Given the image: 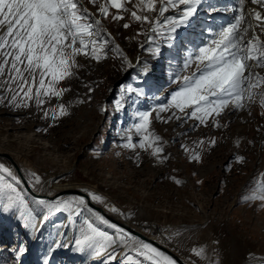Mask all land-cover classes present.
<instances>
[{"label":"rangeland","instance_id":"374dc122","mask_svg":"<svg viewBox=\"0 0 264 264\" xmlns=\"http://www.w3.org/2000/svg\"><path fill=\"white\" fill-rule=\"evenodd\" d=\"M212 3L0 0V152L188 264H264V16ZM90 210L0 156V264H176Z\"/></svg>","mask_w":264,"mask_h":264},{"label":"water","instance_id":"95a60500","mask_svg":"<svg viewBox=\"0 0 264 264\" xmlns=\"http://www.w3.org/2000/svg\"><path fill=\"white\" fill-rule=\"evenodd\" d=\"M127 79H128V73L123 78H121L116 83V85L122 84ZM0 156L6 157L7 159H9L11 161L14 169L16 170L17 174L19 175V177H20V179L22 181L23 188L32 197L42 198V199H46V200H50V201L56 200L57 197H59V196H65V195H69V194L70 195H76L78 197H83L84 199H86V204H87L88 207H90L91 209H94L95 211L99 212L109 222L113 223L114 225L118 226L121 229H124L125 231L129 232L133 236H136L139 239H141V240H143V241H145L147 243H150L151 245H153L154 247H156L157 249L161 250L163 253H165L169 257H171L175 261L176 264H188L186 262V260L184 259V257H182L180 254H178V252H175L173 249L169 248L168 246H165V245L161 244L160 242L156 241V239L148 237L147 235H145V234L139 232L138 230H136L135 228H133L131 226H128L125 223H123V222L119 221L118 219H115L114 217L109 215L101 207H99L98 205L94 204L90 200L87 192H84V191H82L80 189H76V190H72V191H62L61 193H58L56 195H47V194L46 195H42V194L37 193L28 184V182L26 180V177H24V173L22 172V170H21L20 166L18 165V163L12 158V156L9 155L8 153H1V152H0Z\"/></svg>","mask_w":264,"mask_h":264},{"label":"bare ground","instance_id":"6f19581e","mask_svg":"<svg viewBox=\"0 0 264 264\" xmlns=\"http://www.w3.org/2000/svg\"><path fill=\"white\" fill-rule=\"evenodd\" d=\"M245 2H246V0H245ZM246 4H247V7L253 12V13H257L258 14V16L259 17H263L264 16V6L261 4V3H259V2H257L256 0H247V2H246ZM256 18V17H255ZM148 76L151 78V76H153L152 75V73L150 72L149 74H148ZM149 78V79H150ZM239 129H241V126H239ZM2 153L4 152V151H1ZM2 157V156H1ZM17 159V158H16ZM9 160V159H8ZM18 160V159H17ZM10 161V160H9ZM11 162V161H10ZM12 164V163H11ZM28 182V181H27ZM28 184L31 186V184L28 182ZM75 186V185H74ZM31 188L34 190V188L31 186ZM46 188H48V187H46ZM61 189V190H60ZM77 189V187H72L71 185H68V184H66V185H58L57 187H56V189L55 190H52V191H47V192H43V191H39V190H34V191H36L37 193L39 192V194H41V193H43L42 195H46V194H44V193H48L47 195H56V194H58V193H61L62 191H72V190H76ZM87 194H88V196H89V198H90V200L94 203V204H96V205H98L99 206V204L98 203H96V201H94L93 199H94V197H93V194L90 192H87ZM77 197V199H81L82 201H84L85 203H86V199H84L83 197H78V196H76V195H65V196H59V197H57V199L56 200H54V201H50V200H46V199H42V198H36V197H34L36 200H39V201H44L45 203H46V205H47V209H50L51 208V206H53V205H55V204H57L61 199H64V198H66V197ZM99 207H101V206H99ZM104 211H106L109 215H111L112 217H114L115 219H118L119 221H121V222H123V223H125L126 225H128V226H131V227H133V228H135L136 230H138L139 232H141V233H143V234H145V235H147L146 233H155L156 231H157V226L155 225V224H152V223H148V224H146L143 228H138V227H136V226H133V225H130L129 223H127V222H124V221H122L118 216H117V214L116 213H118V209H117V206H112V207H101ZM91 208L89 207V210H90ZM92 210H94V209H92ZM91 211V210H90ZM95 211V210H94ZM92 213H94V212H92ZM99 213V212H98ZM43 225V223H41L40 224V228H41V226ZM146 232V233H145ZM148 237H150L149 235H147ZM136 239H138V241L137 242H140L141 244H143L144 245V242L145 241H143V240H141V239H139L138 237H136V236H134ZM152 238V237H151ZM154 239V238H153ZM143 241V242H142ZM156 241H158V242H160L161 244H163V245H165V246H167V244L164 242V240H156ZM145 243H147V242H145ZM243 264H249V262H244Z\"/></svg>","mask_w":264,"mask_h":264}]
</instances>
